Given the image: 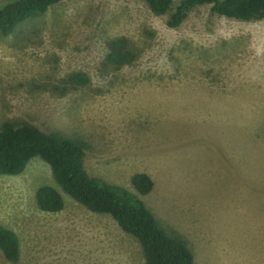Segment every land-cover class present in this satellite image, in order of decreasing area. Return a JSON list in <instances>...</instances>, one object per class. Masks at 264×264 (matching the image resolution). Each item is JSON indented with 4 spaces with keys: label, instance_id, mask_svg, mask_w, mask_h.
<instances>
[{
    "label": "rangeland",
    "instance_id": "374dc122",
    "mask_svg": "<svg viewBox=\"0 0 264 264\" xmlns=\"http://www.w3.org/2000/svg\"><path fill=\"white\" fill-rule=\"evenodd\" d=\"M167 17L143 0H60L0 33V125L84 141L88 174L131 191V176L148 173L140 198L194 264H264V17L210 4L175 27ZM120 37L134 57L117 65L107 54ZM71 71L90 83L53 91ZM45 184L61 192V210L36 206ZM0 224L20 244L0 264H144L139 242L61 191L37 156L0 174Z\"/></svg>",
    "mask_w": 264,
    "mask_h": 264
},
{
    "label": "trees",
    "instance_id": "16d2710c",
    "mask_svg": "<svg viewBox=\"0 0 264 264\" xmlns=\"http://www.w3.org/2000/svg\"><path fill=\"white\" fill-rule=\"evenodd\" d=\"M60 0H0V33L9 35L16 24L31 16L42 15ZM155 15L167 14L170 27L179 25L196 6L210 4L216 14L239 20L264 17V0H143ZM124 38L109 42L107 58L122 65L134 57L126 49ZM52 90L64 95L87 86L90 77L83 71H71ZM62 86V87H61ZM86 143L56 132H45L26 121L5 120L0 125V174L14 175L23 171L28 161L39 157L50 168L55 183L73 200L96 213L108 214L127 234L140 244L144 264H194V254L179 234L167 232L140 198L154 185L146 172L131 176L134 191L121 185L92 177L84 167ZM36 206L47 212L63 208L61 192L45 184L35 191ZM0 251L15 262L20 255L16 233L0 224Z\"/></svg>",
    "mask_w": 264,
    "mask_h": 264
}]
</instances>
